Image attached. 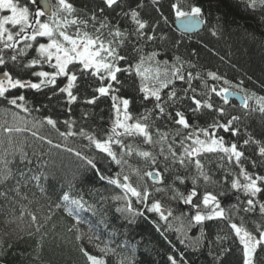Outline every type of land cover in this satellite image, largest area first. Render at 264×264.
Listing matches in <instances>:
<instances>
[{"label":"snow or ice","instance_id":"6c2138e0","mask_svg":"<svg viewBox=\"0 0 264 264\" xmlns=\"http://www.w3.org/2000/svg\"><path fill=\"white\" fill-rule=\"evenodd\" d=\"M243 2L252 10L264 9V0ZM92 3L91 8L81 10L72 0H0V101L9 106L3 114L10 113L12 117V123L7 119L0 122L7 138V147L0 139V187L7 189L0 191V197L12 205L5 224H15L19 233L28 237L39 236L37 249H42L48 235L42 229L51 220L52 210L60 209L74 221L67 231L75 233L86 264H109L110 254L116 251L111 246L115 243L111 237L104 239L91 227L87 234L81 232L79 225L86 222L81 213L95 211V205L84 199L72 181L67 182L66 188L61 186L52 200L41 184L42 179H48L43 171L47 161L37 158L32 167L34 161L23 144L13 142L14 133L46 124L65 139L80 136L88 141L95 156L66 145L64 150L74 153L101 181L118 190L110 199L116 205L115 211L128 224L149 213L157 214L167 223L174 210L165 208L155 198V194L163 192L170 201L185 206L177 217L182 223L178 229L184 237L180 239L181 244L196 251L202 246L200 239L203 238L201 227V238L189 239L183 219L188 220L189 228L218 221L222 225L220 232L214 241H208L215 247L209 253L214 264H224L223 258L232 251V244L239 249L240 264H264V140L256 139L247 129L243 133L246 138L241 139L242 117L230 115L224 107L230 98L236 97L244 117L252 113L264 117V95L249 93L242 87L243 81L233 84L215 71L202 72L196 63L180 55L161 59L159 50H146L149 45L167 38L162 29L170 26L169 15L180 22L184 35L208 24L204 8L195 0L191 3L169 0V15L163 11L161 0H150L157 14L155 18H145L146 0H134V6L130 0H99V4L92 0ZM106 10L116 14L115 21L105 14ZM81 11L86 13V18L80 15ZM209 30L212 36H217L218 24ZM180 44L181 40L173 41L175 48ZM192 55H196L195 51ZM197 81L199 87L194 84ZM26 92L42 94L47 103L36 106L27 99ZM214 97L222 103L218 104ZM102 98L110 101L103 136L83 126L74 130L77 122L72 116L73 106L85 105L80 119L87 120L93 115L91 109ZM136 103L152 107L134 113ZM57 108L68 118L58 121L46 115L29 121L20 115ZM160 120L173 127L162 131L156 126ZM58 123H63L67 131L60 132ZM221 132L234 139H227ZM32 136L52 145V140L39 136L36 131H32ZM251 146L255 147L249 153ZM133 157L141 160L145 168H134L129 163ZM102 163L115 165L119 170L106 175L100 167ZM217 172L221 176L214 179ZM165 173H172L167 184ZM131 175L137 177V182L132 181ZM189 180L191 186L185 191L177 187V183L185 185ZM10 181H15L11 187ZM32 182L49 201L50 214L42 219L30 209L33 201L21 192L22 187ZM209 186H216L218 190L209 191ZM8 192H13L15 198L9 197ZM228 196L237 202L226 208L221 198ZM240 213H258L261 220L252 221L254 227L250 229ZM16 238L23 236L16 234ZM85 241L93 251L84 246ZM4 245L5 241L0 238V254L5 250ZM7 247L11 248L12 244L8 243ZM117 247L128 252L120 264H135L134 249L122 244ZM168 259L171 264H178L174 256ZM179 264H187L183 254Z\"/></svg>","mask_w":264,"mask_h":264},{"label":"trees","instance_id":"16d2710c","mask_svg":"<svg viewBox=\"0 0 264 264\" xmlns=\"http://www.w3.org/2000/svg\"><path fill=\"white\" fill-rule=\"evenodd\" d=\"M72 2L81 10L93 6L92 0H72ZM130 2H133L134 6V0H130ZM189 2L191 3L193 0H189ZM195 2L204 8L208 24L203 25V28L196 33L184 35L176 28L174 16L169 15V0H161L163 11L166 15H169L170 21V26L162 29L167 38L158 40L154 45H149L146 50H159L162 53L161 59H170L174 55H180L196 63L198 70L202 72L206 70L215 71L232 81L233 84L243 81L242 87L247 89L249 93L255 92L258 95H264V9L257 7L256 10H252L246 7L243 0H195ZM96 3L99 4V0H96ZM146 4L148 7L146 8L145 18H155L157 14L152 10L150 0H146ZM99 6L102 7L103 5ZM105 14L115 21L116 14L114 12L106 10ZM80 15L86 18L84 11H81ZM217 17H219V21H217ZM217 24L219 27L218 34L212 36L209 29ZM175 40H181L179 48L173 46ZM193 51L196 55H192ZM194 84L196 87L200 86L198 81ZM25 95L36 106L47 103L42 94L26 92ZM214 99L218 104L222 103L219 98L214 97ZM109 106L110 101L102 98L98 105L91 109L93 115L87 120H81V109L86 106L74 105L72 116L77 122L74 130L78 131L83 126L87 131L103 136V130L108 123ZM7 107L9 106L0 101V122L7 119L9 123H12L11 114L9 113L7 116L3 114V110ZM144 107L151 108L152 105L141 106L136 103L133 105V112H142ZM224 107L230 115H240L242 117L240 123L241 139L246 138L243 133L247 129V132L253 134L256 139L264 140V117H261L259 113H252L244 117V110L240 103L233 98H230L229 104L224 105ZM20 115L26 117L29 121H32L33 118L42 119L46 115H51L58 121L68 118L67 114L58 108L41 109L39 112H32L31 115L27 113H20ZM200 124L203 126L205 121L202 119ZM156 126L162 131H168L173 127L171 123L163 120L157 121ZM29 127L31 128L30 124ZM57 127L60 132L67 131L63 123H58ZM32 131H36L39 136L52 140V145H49L46 140L40 141L33 137ZM220 134L225 135L227 139H234L228 134L222 132ZM0 139L4 140V147H7V138L2 129H0ZM13 142L23 144L29 158L34 161L32 167H35L37 158L47 161V166L43 171L48 175V179L46 181L42 179L41 184L47 189L52 200L56 199L61 186L66 188L67 182L72 181L76 190L84 196V199L89 204L95 205V211L81 213L86 222L79 225V227L82 233L87 234L91 227L104 239L111 237L115 241L111 246L116 251L114 254H110L109 264H120L124 256L128 255L126 249L117 247V244L126 245L128 249H134L135 264H171L168 259L169 256H174L179 264L181 254H183L187 264H214L213 256L209 253L215 251V247L210 245L208 241H214L217 233L220 232L222 225L218 221H206L203 226L196 225L189 228L188 220L183 219V227L187 230V237L191 240L201 238V227H203V238L200 239L202 246L193 251L191 247H186L185 244L180 243V239L184 237L178 231L182 223L181 219H177V217L181 216L185 206L170 201L168 195L161 192L155 194V198L160 199L165 208L171 207L174 210L173 217H170L167 223L160 220L157 214L149 213L146 217H138L135 223L128 224L123 216L115 211L116 205L110 199L118 190L107 185L105 181H101L97 174L87 169L83 161L77 158L74 153L64 150L66 145L83 152L85 155L95 156V150L88 147L86 139L80 136L65 139L56 130L45 124L44 127L35 128L31 131L14 133ZM56 144H60L62 147H54ZM252 147L255 146L249 148V153ZM129 163L134 168H145L144 163L135 157L131 158ZM100 167L106 175H112L119 170L117 166L107 163H102ZM160 168L163 170V165H160ZM212 168L215 171L214 165ZM134 176L131 175V178L133 179ZM220 176L221 173L217 172L214 179H219ZM171 178L172 173H165V184L169 183ZM14 184L15 181H10L9 187ZM190 186V180L185 185L177 183V187L181 191H185ZM214 188L218 190L216 186H209L208 190L212 191ZM0 191H7V189L0 187ZM21 192L33 201L29 207L36 212L38 217L42 219L46 214H50L47 207L49 201L35 186L34 182L29 183L27 187H22ZM8 196L15 198L13 192H8ZM101 197H107L108 199L102 200ZM221 199L222 205L226 208L237 202L233 196L222 197ZM24 203H27V201H24ZM11 207L10 201L0 197V238L5 241V250L0 254V264H86L85 258L79 251V242L75 240V233L67 231L74 221L65 212L55 208L52 210L51 220L42 229V232H46L48 235L43 241V248L37 249L39 236L28 237L23 233H19L15 224H5L6 214ZM240 215L245 216V222L250 229L254 227L252 221L261 220L258 213L247 215L240 213ZM237 222H239V217H237ZM169 224L171 228L168 227ZM23 226L26 228V224ZM224 230L227 231V228ZM6 233L9 235H5ZM113 233H115L114 236ZM16 234L23 236V238L17 239ZM8 243L12 244L11 248L7 247ZM84 246L89 251H93L86 241ZM231 246L232 251L223 258L224 264H240L239 249L235 244Z\"/></svg>","mask_w":264,"mask_h":264},{"label":"water","instance_id":"95a60500","mask_svg":"<svg viewBox=\"0 0 264 264\" xmlns=\"http://www.w3.org/2000/svg\"><path fill=\"white\" fill-rule=\"evenodd\" d=\"M175 25H176V28H177L180 32L183 33L184 30H183L182 28H180V22L176 20V21H175ZM202 28H203V25H201V26H200L199 28H197V29H193V30H191L188 34L196 33V32H198V31H200ZM233 99L237 100V101L240 103L239 98L233 97Z\"/></svg>","mask_w":264,"mask_h":264},{"label":"rangeland","instance_id":"374dc122","mask_svg":"<svg viewBox=\"0 0 264 264\" xmlns=\"http://www.w3.org/2000/svg\"><path fill=\"white\" fill-rule=\"evenodd\" d=\"M131 179H132V178H131ZM132 181H133L134 183L137 182V177L134 176L133 179H132Z\"/></svg>","mask_w":264,"mask_h":264}]
</instances>
